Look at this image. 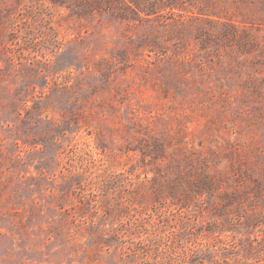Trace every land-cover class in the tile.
Listing matches in <instances>:
<instances>
[{"label": "rangeland", "instance_id": "374dc122", "mask_svg": "<svg viewBox=\"0 0 264 264\" xmlns=\"http://www.w3.org/2000/svg\"><path fill=\"white\" fill-rule=\"evenodd\" d=\"M0 264H264V0H0Z\"/></svg>", "mask_w": 264, "mask_h": 264}]
</instances>
